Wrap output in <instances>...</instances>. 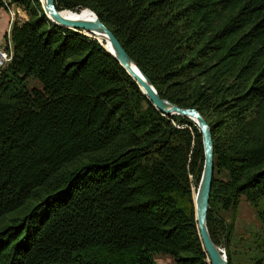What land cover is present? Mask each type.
Wrapping results in <instances>:
<instances>
[{
	"label": "trees",
	"instance_id": "trees-1",
	"mask_svg": "<svg viewBox=\"0 0 264 264\" xmlns=\"http://www.w3.org/2000/svg\"><path fill=\"white\" fill-rule=\"evenodd\" d=\"M54 1L93 11L159 97L206 119V225L232 264L233 221L220 210L234 220L242 196H264V0ZM0 8L13 12L0 72V264H157L159 254L211 264L194 216L197 125L157 110L105 41L54 24L40 0Z\"/></svg>",
	"mask_w": 264,
	"mask_h": 264
},
{
	"label": "water",
	"instance_id": "water-1",
	"mask_svg": "<svg viewBox=\"0 0 264 264\" xmlns=\"http://www.w3.org/2000/svg\"><path fill=\"white\" fill-rule=\"evenodd\" d=\"M41 4L45 14L54 24L62 27L77 29L86 35H96L94 33V29H98L101 34L106 36V40L109 42L112 52L107 49L106 50L119 61L123 68L137 82L139 87H143V93L157 110L173 115H184L197 125L201 134L203 166L201 172L199 168H197L193 176V179L198 181V185L195 190L196 196L193 197L194 216L198 234L208 260L211 264H227L226 256L222 253L221 248H219L211 240L206 225L210 190L214 174L213 136L206 119L196 108H182L165 98L159 97L154 86L131 60L113 32L97 17L93 11L90 10L93 15L91 19L67 18L59 14V10H57L54 0H44ZM80 8L81 7H78L77 9ZM130 63H133L137 67L138 74L129 71L128 68Z\"/></svg>",
	"mask_w": 264,
	"mask_h": 264
},
{
	"label": "rangeland",
	"instance_id": "rangeland-1",
	"mask_svg": "<svg viewBox=\"0 0 264 264\" xmlns=\"http://www.w3.org/2000/svg\"><path fill=\"white\" fill-rule=\"evenodd\" d=\"M1 24L2 25H0V33H2V31H6L5 33H7V29L9 28L10 22L4 21ZM4 41H5V38L3 34V38L0 42L2 43ZM215 176L217 178H225V172L218 169L215 172ZM191 177L193 179L192 175ZM261 213H264V196L259 198L257 202H251L242 196L239 199L238 205L234 212V215H235L234 220H232L230 210L228 211L220 210V215L224 217V219H226V222L228 225H230L233 221V229H232L233 236L231 235V240L228 245V252L230 253L232 264H247V259L245 258V255H248L249 257H251L254 251L256 250V248H258V250H261L260 245L261 246L264 245V222L260 217ZM236 216H237V221H238V218L239 220L242 218L248 219V229H249L248 230L249 231L248 241H250L249 247L252 248L251 252L248 254L244 252L243 250L244 247H247V246H244L243 241L240 237L242 232L237 230V232L234 233V222H235ZM239 226H240V222H239ZM218 247L224 250L225 256H226L225 247L223 245H220ZM255 254L256 255L254 258H252L251 264H254L255 260L257 259L256 256L258 252ZM260 254H262V257H264L263 248L260 251ZM170 261H171L170 258L166 255L159 254L156 256L157 264H166Z\"/></svg>",
	"mask_w": 264,
	"mask_h": 264
},
{
	"label": "crops",
	"instance_id": "crops-1",
	"mask_svg": "<svg viewBox=\"0 0 264 264\" xmlns=\"http://www.w3.org/2000/svg\"><path fill=\"white\" fill-rule=\"evenodd\" d=\"M11 18L12 17L10 15V12L9 11H7L4 8H0V25H2L1 23L4 22V21L5 22H7V21L10 22L11 21ZM5 32L6 31H2V33H0V41L2 40L3 34H5ZM239 222H240V226H239ZM237 230H239L240 232H242V234H241L240 237H241V239L243 241L244 246H247V247H244V249H243L244 252H246L247 254L250 253L251 250H252V248L249 247L250 241H248V236H249V231L248 230L249 229H248V219L247 218H242L240 220L238 218V221H237V216H236V219H235V222H234V233H236ZM232 236H233V233H232ZM260 247H261V250H262V248L264 250V245L263 246L260 245ZM261 250H258V248H256V250L254 251V253L252 254L251 257H249L248 255H245V258L247 259V264H251L252 263V258L255 257V255H256L255 253H257V252H258V254L256 256L257 259H259V260L261 258L264 259V257H262V254H260V251ZM261 262H262V260H261Z\"/></svg>",
	"mask_w": 264,
	"mask_h": 264
},
{
	"label": "bare ground",
	"instance_id": "bare-ground-1",
	"mask_svg": "<svg viewBox=\"0 0 264 264\" xmlns=\"http://www.w3.org/2000/svg\"><path fill=\"white\" fill-rule=\"evenodd\" d=\"M44 0H40V2L42 3ZM79 10V9H78ZM59 14L61 16H64V17H67V18H80V19H91L93 17L92 13L90 10L88 9H85V10H82L80 8V10L78 11V14L77 15H73L72 13L70 12H59ZM52 18V17H51ZM94 33L96 35V37L100 38L101 40L105 41V44H106V49L111 51L112 52V49L110 47V44L109 42L106 40V36L101 34L98 29H94ZM129 71L133 72V73H137L138 74V70H137V67L133 64V63H130L129 65ZM141 89L144 91L143 87H141ZM167 108V107H166ZM196 196V195H195Z\"/></svg>",
	"mask_w": 264,
	"mask_h": 264
},
{
	"label": "built area",
	"instance_id": "built-area-1",
	"mask_svg": "<svg viewBox=\"0 0 264 264\" xmlns=\"http://www.w3.org/2000/svg\"><path fill=\"white\" fill-rule=\"evenodd\" d=\"M9 12L11 14V17L13 18V12L11 10H9ZM12 56H13L12 43L8 40H5L2 43L0 42V72L4 68V66L7 64V62H9L12 59ZM221 251L225 255L224 250L221 249Z\"/></svg>",
	"mask_w": 264,
	"mask_h": 264
}]
</instances>
